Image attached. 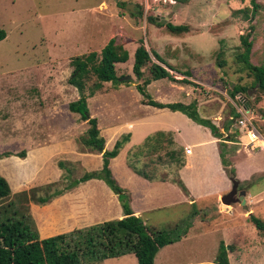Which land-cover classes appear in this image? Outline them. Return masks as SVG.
I'll return each mask as SVG.
<instances>
[{"label":"rangeland","instance_id":"obj_1","mask_svg":"<svg viewBox=\"0 0 264 264\" xmlns=\"http://www.w3.org/2000/svg\"><path fill=\"white\" fill-rule=\"evenodd\" d=\"M249 1L188 0L180 4L173 0H0V29L5 32L0 41V176L9 182L11 193L0 206L13 203L19 191L49 183H54L50 191L60 189L64 184L60 177L77 179L84 171L100 169L99 155L78 144L88 125L67 111V105L79 98L76 88L68 84L72 72L69 61L90 52L99 53L110 38L128 53L127 61L114 65V70L116 77H129L124 79L129 83H102L89 97L97 83L89 74L81 93L86 96L88 115L96 119L104 140L124 131L123 121L128 114L151 112L141 104L134 88L148 78L147 67L142 79L133 84L136 77L131 71L132 54L140 41L147 51L155 50L164 63L173 65L174 70L190 75L186 78L188 83L178 82L183 77L173 72L169 73L174 82L161 79L154 86L150 82L145 90L152 100L196 102L199 113L208 117L223 137L233 128L231 123L227 132L222 130L230 109L241 105L264 139V93L258 92L257 87L249 89L251 78L239 72L234 61L240 51L238 36L250 32L249 61L253 65L264 64V0L254 1L257 10L253 17ZM127 5H131V12L125 9ZM245 9L247 19L236 12ZM148 18L161 25H185L187 32L171 35ZM219 62L222 64L217 66ZM168 81L174 83V91L158 94L166 90ZM233 86L245 88L246 92L230 98ZM148 118L154 121V127L172 123L158 111L151 112ZM165 135L171 139L170 134ZM237 136L231 139L229 149L225 146V158L234 169L237 192H243V205L237 201L226 206L219 199L214 200L223 180L228 178L225 173L224 178L212 175L214 182L204 188L197 182L202 173L197 160L183 173L190 183L193 181L195 195L203 200L186 208L182 203L186 196L181 198L173 192L167 198L172 201L169 204L177 205L139 217L157 229L168 230L180 221L184 228L189 227L187 231L192 228L185 239L160 249L153 264H214L220 241L230 246L228 264H264V230H255L247 221L253 215L264 222V146H246L245 138ZM166 150L161 143L153 152L137 158L128 152L126 160L154 178L174 180L177 166L168 162ZM58 162H63L70 173L59 170ZM215 182L218 185L214 186ZM79 186L45 206L31 202L19 206L23 215L30 216L39 239L114 220L115 209L109 204L108 192L97 185ZM131 186L137 196L138 185ZM256 196V200H251ZM221 205L225 210H220ZM131 206L137 208L136 203ZM231 208L238 214L237 223H232L231 218L236 214L227 213ZM84 264H136V260L126 254Z\"/></svg>","mask_w":264,"mask_h":264},{"label":"trees","instance_id":"obj_2","mask_svg":"<svg viewBox=\"0 0 264 264\" xmlns=\"http://www.w3.org/2000/svg\"><path fill=\"white\" fill-rule=\"evenodd\" d=\"M175 3L184 4L188 0H173ZM255 0H250L251 16L253 17L257 5ZM242 13L247 19L246 9L236 11ZM148 21L156 27L163 26L171 35H179L187 32L185 25H172L164 23L161 25L154 19L148 18ZM5 38V32L0 29V41ZM250 32L240 34L238 36L240 51L234 56L235 63L239 66V72H245L250 78L251 83L249 89L257 87L258 92L264 93V64L253 65L249 61L251 52ZM219 57V55H218ZM153 61H152V59ZM128 59L127 51L115 43L114 38H110L106 44L100 49L99 53L90 52L72 58L69 61L72 67L68 84L79 90H84V79L92 74L97 83L93 85V90L88 96H93L95 90H99L102 83H110L111 85L128 84V81L122 77H116L114 65L123 64ZM222 62L217 63L220 66ZM177 73L183 78L178 80L182 83H188L187 77L189 72L180 73L171 66L164 63L154 51H147L142 41L138 42L133 54L131 71L133 75L141 80L143 77V69L147 67L148 78L138 83L134 88L141 97V104L155 109H166L170 112H179L187 119L206 128L210 135L218 141V157L220 165L229 181H234V169L229 161L225 158V142H233L231 139L235 136L236 131L229 132L223 137L218 128L211 123L210 120L201 118L197 112L196 102L187 105L181 103L162 104L152 100L146 93V86L152 82L161 79L176 81L172 75L162 68ZM246 89L233 86L230 89L229 96L234 98L236 94L245 93ZM86 96L82 95L76 101L67 105V111L77 114L81 122L88 125L84 135L78 140V144L82 149L88 152H94L100 157V169L97 171L85 172L77 179H68L67 176L60 177V183L63 186L60 189H50L54 183L22 190L14 195L13 203L0 206V264H84V263H101L105 259L118 258L126 254H131L136 260V264H153L156 253L167 245L178 242L187 232V225L179 223L173 224L168 230L157 229L155 226H149L138 216H134L128 206V197L124 190L120 188L116 180L111 175L108 167L110 159L115 158L124 144L128 142L129 134L121 135L112 145L110 150H104V139L99 135L97 123L94 118L89 117L86 105ZM229 116L236 117L233 107L229 111ZM231 121L226 120V124L222 127L224 132L228 131ZM164 145L167 150L164 156L169 163L176 164L177 170L183 167L184 160L181 150L175 149L170 138L164 133L156 132L147 136L142 144L135 147L129 152L134 158L139 155L153 152L159 144ZM177 150V151H176ZM22 156L21 158H23ZM127 157L129 155L127 154ZM135 160V159H133ZM126 165L130 170L148 181L166 182L164 178H154L147 175L142 169L135 167L134 163L126 160ZM59 170L70 173L68 168L64 167L63 162L56 164ZM89 180L101 181L105 187L116 197L120 207L122 217L118 220H107L96 223L85 228L75 229L67 233L57 234L51 237L39 239L37 231L29 215H23L19 209L22 203H33L39 206H45L53 199L62 196L65 192L78 187ZM174 185L185 195L188 191L182 181L178 178L177 173L174 180L168 181ZM7 179L0 176V202L10 197V189ZM41 192L42 196L36 194ZM16 204V205H15ZM220 210H225L221 205ZM248 223L257 231L264 230V222L253 215L247 217ZM188 227V228H187ZM230 246H225L222 241L218 243L214 264H228L227 253Z\"/></svg>","mask_w":264,"mask_h":264},{"label":"crops","instance_id":"obj_3","mask_svg":"<svg viewBox=\"0 0 264 264\" xmlns=\"http://www.w3.org/2000/svg\"><path fill=\"white\" fill-rule=\"evenodd\" d=\"M154 52L156 53L155 50ZM167 65H171V64H167ZM160 66L168 72H173L167 70L162 65ZM171 66L173 68V65ZM158 81L160 80L152 81L151 86H154V83H157ZM172 84L174 83L169 82L168 85L166 86V90H164V92L162 93L159 91L158 94L164 95L165 92L170 94L171 90L174 91L173 88L174 86H172ZM164 87L165 86L161 88L163 89ZM179 102L180 101L169 100V101H163L161 103L169 104V103H179ZM181 102L185 103L184 105L191 103L184 101ZM196 106L199 116L201 118L208 119V117L202 116L199 113V105L196 104ZM149 108L151 109V112L158 111L161 114H165V116H167L169 119L172 120V123L169 126L154 127L153 126L154 121H152L151 118L147 119V117L150 116L151 112L149 114H148L149 111L142 112L140 114L130 113L128 114V117H126L125 120L123 121V124L125 126L124 131L114 135L113 137H110V140H104V150L107 149L110 150L114 142L119 137V135L129 134L128 142L124 144V146L122 147V149L119 151L118 155L115 158L109 160L108 167L111 172V175L116 180L117 184L126 193L129 201V207L133 215L138 217H140V215H146L154 211L166 210L169 207H173L174 205H177V204H169L172 203V201L167 198V196L173 192H175L174 194H179L181 198L185 196L175 185L169 183L168 181L166 182L148 181L134 174L130 170V168H128V166L126 165V156L128 152L132 151L135 147L139 146L143 142V140L149 135H152L156 132L170 134L171 141L175 149L181 150L182 153H184V149L189 150V154L183 155V160H184L183 167L177 170L178 178L182 181V183L184 184V186L188 191V196H186L184 199L185 201L182 202L185 204L186 208L191 207L193 204H196L197 200L200 201L204 199L203 197H198L199 195H195V193L192 190L193 181H191L190 183L188 181L189 178H187L183 173L190 166H194L195 165L194 162L200 160L201 163L200 170H202V173L197 182L200 185L204 186V188H208L207 183L214 182V179L212 181L211 178L212 175H217V177L224 178V171L220 165L219 157H218V144H217L218 141L210 135L209 131L206 128L196 125L195 123L187 119L184 115L180 114L179 112H170L166 109H155L152 107ZM228 118H229V114L227 120ZM240 138L242 137H239V139ZM225 146L227 149H229L228 147L231 146V142L225 143ZM123 183H125V186H123L124 185ZM134 184L138 185V187H135L138 188L137 196L135 195L136 189L132 188L131 186ZM80 185L81 186L97 185L100 186L106 192H108L111 201L109 204H112L115 209L114 219L118 220L122 217L121 210L117 203L116 197L105 187V185L101 181L89 180ZM216 185H218L217 182L214 183V186ZM81 186L79 187L81 188ZM230 188H231L230 181L228 179L226 180L224 179L222 183V188L221 186L218 188L217 193L215 194V197L213 199L214 200L220 199L223 195H225L224 193L230 190ZM249 198L251 199V197ZM256 198L257 196L252 198L251 200H256ZM177 200L181 201V199H179L178 196H177ZM132 203L137 204L136 209H134L131 206ZM106 211H108V209H106ZM227 213L236 214L231 216V218L233 219L232 223L238 222L237 221L239 219V217L237 216L238 214L236 211L233 210V208H231L230 211H228ZM85 220L86 219H82L80 221L85 222ZM191 229L192 228H190L181 239H185L186 237H188V233Z\"/></svg>","mask_w":264,"mask_h":264},{"label":"built area","instance_id":"obj_4","mask_svg":"<svg viewBox=\"0 0 264 264\" xmlns=\"http://www.w3.org/2000/svg\"><path fill=\"white\" fill-rule=\"evenodd\" d=\"M233 110L235 111L236 117L229 116L228 118L233 126V128L231 129V131L229 130V132L236 131V136L241 135L238 136V139L239 137H245L246 146L255 143L257 145V147L255 148H261V146L263 147L264 139L259 135L255 125L253 124L252 118L247 116L248 111L241 105H234ZM184 154H189V150L184 149Z\"/></svg>","mask_w":264,"mask_h":264},{"label":"water","instance_id":"obj_5","mask_svg":"<svg viewBox=\"0 0 264 264\" xmlns=\"http://www.w3.org/2000/svg\"><path fill=\"white\" fill-rule=\"evenodd\" d=\"M130 6H131V5H127V6L125 7V9H127L129 12H131V10H129V7H130ZM122 79H123V80H124V79H125V80H129V77H125V78H122ZM137 82H138V79L135 78V81H134L133 84L136 85ZM76 91H77V93H78V97L80 98V97H81V92H80L79 90H77V89H76ZM247 94L249 95L250 92L247 91ZM230 184H231V188H230V190H229L225 195H223V196L219 199L220 203L223 204V205L228 206V205H230V204H233V203L239 201L240 204L243 205L244 201H243L242 198H241V196L243 195V192H239V193L237 192V190H236V188H237V183H235L234 181H230Z\"/></svg>","mask_w":264,"mask_h":264}]
</instances>
